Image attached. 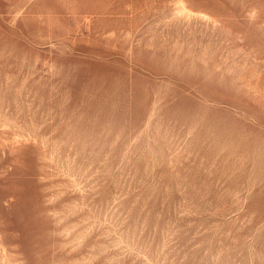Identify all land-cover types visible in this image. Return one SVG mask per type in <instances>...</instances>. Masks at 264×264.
Here are the masks:
<instances>
[{"label":"rangeland","instance_id":"rangeland-1","mask_svg":"<svg viewBox=\"0 0 264 264\" xmlns=\"http://www.w3.org/2000/svg\"><path fill=\"white\" fill-rule=\"evenodd\" d=\"M0 264H264V0H0Z\"/></svg>","mask_w":264,"mask_h":264}]
</instances>
